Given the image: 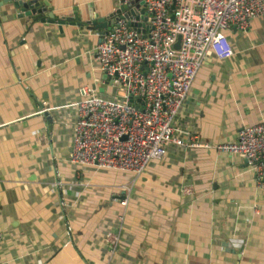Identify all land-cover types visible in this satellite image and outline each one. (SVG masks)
Wrapping results in <instances>:
<instances>
[{
    "label": "crops",
    "instance_id": "crops-1",
    "mask_svg": "<svg viewBox=\"0 0 264 264\" xmlns=\"http://www.w3.org/2000/svg\"><path fill=\"white\" fill-rule=\"evenodd\" d=\"M14 1L0 0V264H264V192L242 154L169 141L139 176L71 161L81 87L117 91L94 57L101 31L58 20L119 0H40L55 21L32 23ZM227 33L233 54L207 57L174 137L233 142L264 120V15Z\"/></svg>",
    "mask_w": 264,
    "mask_h": 264
},
{
    "label": "built area",
    "instance_id": "built-area-1",
    "mask_svg": "<svg viewBox=\"0 0 264 264\" xmlns=\"http://www.w3.org/2000/svg\"><path fill=\"white\" fill-rule=\"evenodd\" d=\"M127 1L119 0V6ZM131 9L117 13L94 53L102 72L119 85L120 95L106 97L93 86L81 87L71 161L139 176L167 154L169 141L187 148L212 147L242 154L264 192V120L242 127L233 142L174 137L176 117L207 57H230L227 32L249 30L264 15V0H139ZM60 173L58 166L57 188L63 185ZM183 190L194 195L188 187ZM60 203L65 206V199Z\"/></svg>",
    "mask_w": 264,
    "mask_h": 264
},
{
    "label": "water",
    "instance_id": "water-1",
    "mask_svg": "<svg viewBox=\"0 0 264 264\" xmlns=\"http://www.w3.org/2000/svg\"><path fill=\"white\" fill-rule=\"evenodd\" d=\"M139 0H128L127 3H124L118 7L116 11H114L112 14L100 17L97 16V14H93L92 18L87 19L86 21H82L81 16L79 15L78 11H75L74 15H69L66 17H63L58 20L59 24H65L67 21H70L71 23H78L83 26H87L91 29L97 28L102 32H104L107 29H110L112 25L115 23V20L117 18V13L125 12L127 10H131L130 12H134L133 9H131V6L137 3L138 5ZM15 6L18 9V13H16V16L23 17V16H30V22H34V20H41L42 22L48 21H55V15L53 12L49 11L50 3L48 1L41 2L40 0H15L14 1ZM130 25L137 26V23L130 22ZM181 45V37H179L178 42L176 43V47L179 48ZM106 78V76H105ZM45 114L48 117L49 122H52V117L49 115L48 112H45ZM127 191H123V197L127 198Z\"/></svg>",
    "mask_w": 264,
    "mask_h": 264
},
{
    "label": "rangeland",
    "instance_id": "rangeland-1",
    "mask_svg": "<svg viewBox=\"0 0 264 264\" xmlns=\"http://www.w3.org/2000/svg\"><path fill=\"white\" fill-rule=\"evenodd\" d=\"M113 87H114V90L117 91L116 96L118 97V96L120 95V94H119L120 87H119V85H118L117 83H115V86H113Z\"/></svg>",
    "mask_w": 264,
    "mask_h": 264
}]
</instances>
